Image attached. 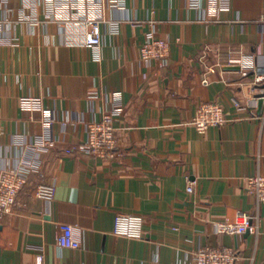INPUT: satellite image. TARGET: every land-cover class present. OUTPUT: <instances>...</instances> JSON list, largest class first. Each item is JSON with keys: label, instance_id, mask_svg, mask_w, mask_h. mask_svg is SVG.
Here are the masks:
<instances>
[{"label": "crops", "instance_id": "obj_1", "mask_svg": "<svg viewBox=\"0 0 264 264\" xmlns=\"http://www.w3.org/2000/svg\"><path fill=\"white\" fill-rule=\"evenodd\" d=\"M109 3L98 8L102 44L86 48L60 34L43 0H0V174L36 170L0 220V264H37L39 254L43 264H196L204 246L264 264V203L245 183L264 175V0ZM149 38L169 42L167 66L142 59ZM115 93L117 156L67 153L113 112ZM211 102L227 122L201 135L192 121ZM49 116L57 143L41 151ZM39 184L55 186L51 204ZM239 211L255 216L257 233L219 234ZM119 214L143 218L141 238L114 234ZM62 224L80 249L59 245Z\"/></svg>", "mask_w": 264, "mask_h": 264}, {"label": "built area", "instance_id": "obj_2", "mask_svg": "<svg viewBox=\"0 0 264 264\" xmlns=\"http://www.w3.org/2000/svg\"><path fill=\"white\" fill-rule=\"evenodd\" d=\"M7 2L8 0H2ZM46 10L56 21L60 28V34L72 44L80 43L86 48L98 47L103 42V25L105 20L98 16L99 5L102 0H43ZM113 10L125 8V0H110ZM71 28L70 31L68 30ZM78 32V33H77ZM170 44L159 38H149L141 48L142 59L146 63L160 61L167 66ZM244 58L241 60L243 64ZM257 84H264V66H257ZM244 76L249 75L248 70L243 71ZM120 93H115L114 100L119 102ZM264 101V97H263ZM238 106H240L238 104ZM121 113L120 104L114 106L113 112L106 114L98 122L88 124V139L85 143L66 149V152L83 153L95 159L111 160L119 153L117 129L114 127L113 118ZM53 118L47 117L44 123V133L35 142L41 151H48L56 146V140L52 134ZM227 122L226 114L218 102L201 104L192 125L201 135L211 127H221ZM36 170L26 168L23 163L15 171H4L0 174V220L11 214L17 204L18 197L29 185L32 172ZM246 189L254 194L259 204L264 203V175L248 177L245 180ZM194 191L192 186L188 192ZM36 196L45 203L51 204L55 197L53 184H39ZM255 216L239 211L236 218L217 224L219 234L242 236L248 232L257 233L258 225H255ZM143 218L119 214L115 219L114 234L127 238H141L143 235ZM59 245L62 248L80 249L82 242L76 238L75 228L69 224L60 226ZM196 264H238L239 253L230 247L200 248L196 254ZM37 264H43V255L39 254Z\"/></svg>", "mask_w": 264, "mask_h": 264}, {"label": "water", "instance_id": "obj_3", "mask_svg": "<svg viewBox=\"0 0 264 264\" xmlns=\"http://www.w3.org/2000/svg\"><path fill=\"white\" fill-rule=\"evenodd\" d=\"M261 88L264 89V85H262ZM263 97H264V94H259V95L257 96L258 101H259V106H260V108L263 106Z\"/></svg>", "mask_w": 264, "mask_h": 264}]
</instances>
